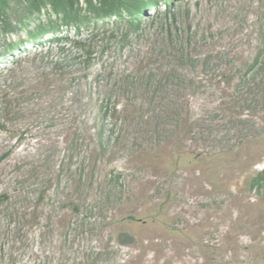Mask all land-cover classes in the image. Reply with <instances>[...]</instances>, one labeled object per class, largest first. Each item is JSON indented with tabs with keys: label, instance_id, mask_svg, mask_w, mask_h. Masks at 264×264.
I'll use <instances>...</instances> for the list:
<instances>
[{
	"label": "rangeland",
	"instance_id": "rangeland-1",
	"mask_svg": "<svg viewBox=\"0 0 264 264\" xmlns=\"http://www.w3.org/2000/svg\"><path fill=\"white\" fill-rule=\"evenodd\" d=\"M51 9L0 18V53L21 47L0 59V264H264V191L251 188L264 100L237 85L264 48V0H177L196 63L175 59L152 18L125 39L124 22L83 10L76 32ZM39 22L69 40L30 43ZM76 41L92 45L87 69L60 62ZM157 70L177 75L155 96L134 78ZM109 92L118 111L104 117Z\"/></svg>",
	"mask_w": 264,
	"mask_h": 264
},
{
	"label": "trees",
	"instance_id": "trees-1",
	"mask_svg": "<svg viewBox=\"0 0 264 264\" xmlns=\"http://www.w3.org/2000/svg\"><path fill=\"white\" fill-rule=\"evenodd\" d=\"M170 1V4H169ZM86 7L80 8L76 4L75 0H0V18L13 19L17 25H24L25 20L29 19L37 12H41L43 8H52L51 10L62 17L66 25L74 27L76 32H80L82 27L88 23L81 19V12L84 10L87 14L94 16L97 19L114 18L113 25H117V22H124L126 25L124 38L127 39L133 32H137L142 26V17H149L153 19V22L159 21V28L157 29V35H161L162 39L170 49L174 52L175 59L180 62H192L196 63V60L192 57L191 47L194 41V36L189 31L181 30L177 14L175 12V6L177 0H84ZM13 4V5H12ZM161 4H165L166 8L161 10ZM155 8L153 14H150V9ZM13 16V17H12ZM12 18V19H11ZM118 19V20H117ZM11 24V22H10ZM51 23L35 24L33 29L28 31V37L31 40H35L30 43L43 44L47 35H50L51 42H60L63 40H69V37H62L54 33L51 28ZM100 25L95 24V27ZM16 30L13 29L12 32ZM28 44V42H25ZM29 43V44H30ZM76 51L65 54L60 62L67 65H73L77 59H80L79 64H84L85 69L90 67L92 60V45L86 42L76 41ZM64 51V49L62 48ZM18 56L21 53L20 45L11 42L8 44L7 50L0 53V59L7 57ZM177 75V71L174 72ZM173 72H163L162 70L144 72L142 76L135 75V81H147L154 89L153 93L157 95V91L162 86L165 76H173ZM86 77L83 76L81 78ZM129 77L132 78V75ZM79 78V77H78ZM76 76L71 78V81L78 80ZM238 87L245 89V95L247 98H251L255 102L264 100V48L259 50L255 56L250 60L246 66L245 74L238 80ZM158 86V88H157ZM257 89V90H255ZM243 91V90H242ZM109 95V96H108ZM107 98H104L101 102V108L99 112L107 117L111 114V108L114 112H117V106L112 105V94L109 92ZM122 112V111H121ZM135 116L142 115L141 109L134 111ZM190 125L184 126V134L188 133ZM111 133L104 125L97 129L96 138L98 139L97 146L105 152L106 148L111 144ZM93 183V182H92ZM92 185V184H91ZM251 188L257 190L260 193L264 191V169L260 171L251 181ZM72 212L81 213V204L71 202Z\"/></svg>",
	"mask_w": 264,
	"mask_h": 264
}]
</instances>
